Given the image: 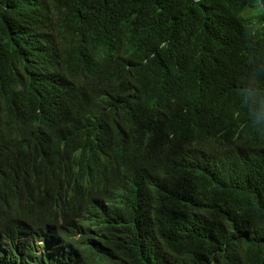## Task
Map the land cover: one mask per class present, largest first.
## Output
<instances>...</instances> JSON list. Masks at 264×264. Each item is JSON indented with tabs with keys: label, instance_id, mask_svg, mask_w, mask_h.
I'll use <instances>...</instances> for the list:
<instances>
[{
	"label": "trees",
	"instance_id": "16d2710c",
	"mask_svg": "<svg viewBox=\"0 0 264 264\" xmlns=\"http://www.w3.org/2000/svg\"><path fill=\"white\" fill-rule=\"evenodd\" d=\"M261 127L264 0H0V183H39L0 203L64 246L35 264H264Z\"/></svg>",
	"mask_w": 264,
	"mask_h": 264
},
{
	"label": "clouds",
	"instance_id": "9594fccd",
	"mask_svg": "<svg viewBox=\"0 0 264 264\" xmlns=\"http://www.w3.org/2000/svg\"><path fill=\"white\" fill-rule=\"evenodd\" d=\"M250 127H257L255 120L250 122ZM259 131L261 137H264V127L259 128ZM66 174L60 172L54 182L62 186L69 196L76 195L78 181L75 176ZM38 184L29 173H18L9 185L10 191L6 192L0 183V197L4 201L11 200L13 191L31 190ZM54 221L45 209L36 211L18 200L8 204L0 203V245H4L12 255L18 257L22 264H35L44 259L59 260L64 246L59 242L55 243L56 237L53 230L49 229ZM29 258L34 261H29Z\"/></svg>",
	"mask_w": 264,
	"mask_h": 264
},
{
	"label": "rangeland",
	"instance_id": "374dc122",
	"mask_svg": "<svg viewBox=\"0 0 264 264\" xmlns=\"http://www.w3.org/2000/svg\"><path fill=\"white\" fill-rule=\"evenodd\" d=\"M258 12H259V8L256 7V8H254V9H249V10H247L245 13H246V14H249V15H253L254 13H258Z\"/></svg>",
	"mask_w": 264,
	"mask_h": 264
},
{
	"label": "bare ground",
	"instance_id": "6f19581e",
	"mask_svg": "<svg viewBox=\"0 0 264 264\" xmlns=\"http://www.w3.org/2000/svg\"><path fill=\"white\" fill-rule=\"evenodd\" d=\"M60 221H61V220H60ZM149 228H150V227H149ZM149 228H148V229H149ZM53 232H54V231H53Z\"/></svg>",
	"mask_w": 264,
	"mask_h": 264
}]
</instances>
